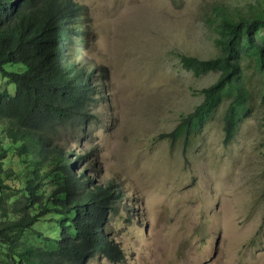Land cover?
<instances>
[{
    "label": "rangeland",
    "instance_id": "1",
    "mask_svg": "<svg viewBox=\"0 0 264 264\" xmlns=\"http://www.w3.org/2000/svg\"><path fill=\"white\" fill-rule=\"evenodd\" d=\"M77 1L90 16L87 61L107 77L108 100L94 108L103 114L98 162L126 195L108 228L125 260L96 256L88 264H264V103L254 65H241L251 99L232 140L226 143V99L186 141L161 136L216 83L217 74L183 70L179 56H218L209 6L229 0ZM230 1L239 12L264 3Z\"/></svg>",
    "mask_w": 264,
    "mask_h": 264
},
{
    "label": "trees",
    "instance_id": "2",
    "mask_svg": "<svg viewBox=\"0 0 264 264\" xmlns=\"http://www.w3.org/2000/svg\"><path fill=\"white\" fill-rule=\"evenodd\" d=\"M209 7L218 56H179V63L195 78H218L199 91V106L161 134L173 142L180 134L186 141L223 99L226 143L232 140L251 99L242 63L260 73L264 103V3L245 12L230 0ZM89 21L77 0H0V264L125 260L108 231L126 195L115 177L103 178L98 162L103 114L94 108L108 100L107 77L87 61Z\"/></svg>",
    "mask_w": 264,
    "mask_h": 264
}]
</instances>
